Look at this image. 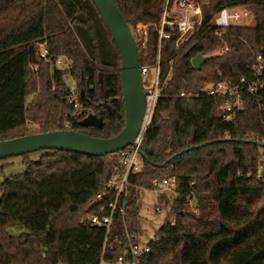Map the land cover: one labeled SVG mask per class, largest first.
Segmentation results:
<instances>
[{"label": "trees", "instance_id": "obj_1", "mask_svg": "<svg viewBox=\"0 0 264 264\" xmlns=\"http://www.w3.org/2000/svg\"><path fill=\"white\" fill-rule=\"evenodd\" d=\"M116 2L130 27L139 22L151 25L147 47H141L140 54L147 58L141 59L142 64H156L160 48L156 24L166 0ZM242 5L255 9V25L234 24L219 34L213 16L224 6ZM203 8L204 23L195 35L177 45L180 31L170 30V38L161 44L163 93L141 144L151 162L130 176L129 231H141L139 189H154V179L175 174L177 196L142 264H264V189L250 180L256 178L259 155L264 152L252 142H264V87L245 92V106L233 120L225 119L220 109L226 97L204 91L209 83L221 80H258L252 67L264 48V0H206ZM43 41L53 59L73 58V68L65 71L40 60L37 44ZM224 45L229 46L227 52L213 54ZM199 53L207 58L196 68L192 59ZM18 56L23 63V116L0 124V140L67 128L110 137L123 129L121 57L93 0H0V71ZM66 73L78 85L84 106L79 115L67 98ZM259 78L264 81V70ZM4 82L0 73V89ZM32 91L35 97L27 106ZM183 91L191 94L182 96ZM102 102L110 104L103 107V124L80 125L88 111H98ZM27 121L40 129L31 131ZM28 154L22 155L25 172L7 177L0 185V264H100L106 229L92 226L87 218L98 212L90 202L104 189L115 155L52 149H44L38 159ZM222 188H235L239 195L228 200L226 211L219 207L215 211ZM200 192L202 211L197 219L205 222L216 214L217 226L196 238H184L180 245L182 225L180 221L172 225L171 217L185 216L190 198ZM164 199L162 209L169 205ZM14 228L21 232L12 233ZM124 230V218L117 213L109 239ZM165 241L172 243L159 248V242ZM125 243L123 237L121 249L108 250L106 257L114 260Z\"/></svg>", "mask_w": 264, "mask_h": 264}, {"label": "built area", "instance_id": "obj_2", "mask_svg": "<svg viewBox=\"0 0 264 264\" xmlns=\"http://www.w3.org/2000/svg\"><path fill=\"white\" fill-rule=\"evenodd\" d=\"M205 2L206 0H166L161 21L156 24V30L160 39L158 62L154 65L142 64L141 62L143 82L146 89V107L141 130L135 139L137 145H129L122 150L112 153L115 155L116 160L114 169L107 179L104 189L98 192L90 202V205L98 207V212L90 214L87 218L88 222L92 226L106 229V239L100 264H142L147 253L152 250L151 243L158 241V239H151L149 242L142 244L139 240V233L141 231L135 233L129 231L127 215L132 206L128 199L132 185L130 176L132 173L138 172L147 166V160L139 151V147L142 144L144 133L150 124L157 102L163 93L164 83L161 80L162 68L160 62L162 41L170 38L171 31L175 29L180 31L177 45L182 44L195 35L204 23L203 5ZM238 7L224 6L213 16L212 22L217 27L219 34L227 27L239 24L238 21L248 15V12L242 14L240 10H237L236 8ZM37 45L40 60L53 63L65 71H70L73 68L74 60L70 56L59 55L53 59L46 41L39 42ZM228 50L229 46L224 45L217 49L216 53H225ZM252 68L258 80L252 81L246 77H242L238 82L221 80L216 84L209 83L205 87L204 91L207 95H223L226 97L220 107L225 119L233 120L236 113L244 108V94L246 91L255 92L258 88L264 87V81H261L259 78V75L264 70V53H259L256 56V61ZM35 69L37 70L38 66ZM171 75L172 68L167 78H170ZM190 94L185 91L181 93L182 96H189ZM67 98L69 103L74 105V114L79 115L84 111V106L79 100V89L75 79L70 84L67 83ZM259 174L262 176L261 180H264L263 174L260 172H258L256 178L260 176ZM153 185L154 189H174L176 191L177 176L173 174L162 179H154ZM164 202L165 199H161L160 204L156 207L157 211L162 210ZM117 213L121 214L124 218L125 230L120 235H117L116 238L110 240V233ZM177 221V214L174 213L171 217V224L175 225ZM123 237L126 238L125 248L114 260L108 259L106 252L108 250L121 249V239Z\"/></svg>", "mask_w": 264, "mask_h": 264}, {"label": "water", "instance_id": "obj_3", "mask_svg": "<svg viewBox=\"0 0 264 264\" xmlns=\"http://www.w3.org/2000/svg\"><path fill=\"white\" fill-rule=\"evenodd\" d=\"M93 2L115 41L121 57V80L126 115L123 129L118 134L110 137L95 136L90 133L67 128L33 132L9 139H2L0 140V160L44 149L66 150L93 156H105L122 150L129 145H137L135 139L141 130L146 107L139 45L116 0H93ZM206 58L207 56L203 53H199L192 59V63L196 68H199ZM103 104L110 106L108 103ZM103 121V115L98 116L95 113H89L80 120V125L100 127ZM219 140L226 139L220 138ZM252 142L264 147L263 141L252 140ZM188 150L190 149L187 148L180 151L174 156H178ZM139 151L147 162H151L141 146L139 147ZM170 160L171 158L168 159V161Z\"/></svg>", "mask_w": 264, "mask_h": 264}, {"label": "rangeland", "instance_id": "obj_4", "mask_svg": "<svg viewBox=\"0 0 264 264\" xmlns=\"http://www.w3.org/2000/svg\"><path fill=\"white\" fill-rule=\"evenodd\" d=\"M243 13L248 12V15L243 19L239 20L238 23L247 26H253L256 23V13L255 9L250 5H242L236 8ZM133 34L135 35L136 41L139 45V49L141 47L146 48L149 32L151 25L143 22L137 23L134 27H131ZM141 51V50H140ZM213 54H216V51H213ZM144 56V57H143ZM147 61L146 54L141 53V59ZM148 64V62H146ZM22 57L18 56L13 61L6 64L2 70L0 71L1 75L4 76L5 82L3 87L0 89V124L4 121H11L18 117L21 119L23 116V108L24 104L22 102V94L20 92L22 85ZM65 81L70 84L73 79L69 73L64 75ZM40 88V84H39ZM34 89V87H33ZM35 93L32 91L27 95L26 105L28 106L34 100ZM28 122V121H27ZM28 128L31 131H37L40 129L39 125L35 122H28ZM44 150H39L35 152H31L28 155L32 159H38ZM24 156H11L0 161V185L5 179L11 175H17L25 172L26 166L23 162ZM259 172L263 174L264 177V152L261 151L259 155ZM260 175V174H259ZM262 176H257V178H251V182H255L259 187L264 189V180H261ZM139 194V205L141 208L140 212V221H141V232L139 233V240L142 244L149 242L151 239H158V231L166 222V220L170 216L171 206L176 199V192L174 189H145L141 188L138 190ZM203 194L200 192L199 194H193L189 200L188 205L186 206L187 214L183 216L180 220L178 217L177 222H181L182 229L180 232V237L178 242L182 245L184 238L191 239L201 236L202 234L216 228L218 215H214L209 218L208 221L201 222L197 219V217L201 214V206L198 203V195ZM239 193L235 190V188L220 189L219 190V198L216 203L215 211L217 207L221 210L226 211L228 200L232 197H237ZM2 193L0 192V198ZM164 196L169 198L170 202L167 208L162 209L161 211H157L156 207L160 204L161 199H164ZM261 203V202H260ZM263 206H264V202ZM262 203L260 205H262ZM214 206V207H215ZM174 214V213H173ZM11 232L14 234H18L21 232L20 229L14 228L11 229ZM177 241V240H176ZM177 242V243H178ZM172 242H159V248H167L170 246ZM157 247V248H158Z\"/></svg>", "mask_w": 264, "mask_h": 264}, {"label": "flooded vegetation", "instance_id": "obj_5", "mask_svg": "<svg viewBox=\"0 0 264 264\" xmlns=\"http://www.w3.org/2000/svg\"><path fill=\"white\" fill-rule=\"evenodd\" d=\"M145 88V87H144ZM146 90V89H145ZM100 104V105H99ZM98 104V107H99V109H98V111H88V113L87 114H89V113H95V114H97L98 116H102L103 115V113H104V108L103 107H108V106H105L104 104H103V102L102 103H99Z\"/></svg>", "mask_w": 264, "mask_h": 264}]
</instances>
